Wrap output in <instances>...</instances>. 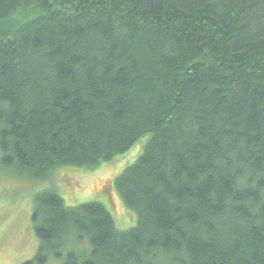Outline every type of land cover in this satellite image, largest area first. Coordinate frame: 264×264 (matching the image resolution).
Here are the masks:
<instances>
[{"label":"trees","instance_id":"trees-1","mask_svg":"<svg viewBox=\"0 0 264 264\" xmlns=\"http://www.w3.org/2000/svg\"><path fill=\"white\" fill-rule=\"evenodd\" d=\"M138 142L121 215L52 183ZM0 175L49 182L24 264H264V0H0Z\"/></svg>","mask_w":264,"mask_h":264},{"label":"rangeland","instance_id":"rangeland-1","mask_svg":"<svg viewBox=\"0 0 264 264\" xmlns=\"http://www.w3.org/2000/svg\"><path fill=\"white\" fill-rule=\"evenodd\" d=\"M139 145L138 142L134 149L110 166L89 172L78 170L74 173H60V175L56 173L52 183L58 190L62 188L60 193L69 205H77L91 200H100L106 203L111 201L114 205L113 208H110L113 215H121L122 209L117 196L111 191V195L103 189L101 191L100 188L108 186L111 176L113 177L123 167L136 160L143 149L142 147L140 151ZM62 181H66V187H59ZM45 184H49V182L29 186L12 177L0 175V264H24L36 253L38 239L33 232L31 220L33 197L34 191ZM110 188L112 189V187ZM127 219L125 218V220ZM134 223L132 221V223L121 226L126 229L133 226Z\"/></svg>","mask_w":264,"mask_h":264}]
</instances>
